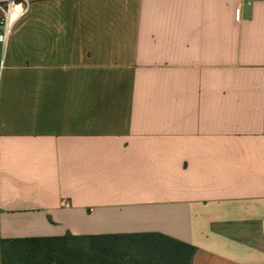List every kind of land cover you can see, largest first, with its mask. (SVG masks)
<instances>
[{
  "label": "crops",
  "instance_id": "1",
  "mask_svg": "<svg viewBox=\"0 0 264 264\" xmlns=\"http://www.w3.org/2000/svg\"><path fill=\"white\" fill-rule=\"evenodd\" d=\"M30 2L0 237L160 232L191 264H264V0Z\"/></svg>",
  "mask_w": 264,
  "mask_h": 264
},
{
  "label": "trees",
  "instance_id": "2",
  "mask_svg": "<svg viewBox=\"0 0 264 264\" xmlns=\"http://www.w3.org/2000/svg\"><path fill=\"white\" fill-rule=\"evenodd\" d=\"M194 252L160 232L0 237L1 264H191Z\"/></svg>",
  "mask_w": 264,
  "mask_h": 264
},
{
  "label": "built area",
  "instance_id": "3",
  "mask_svg": "<svg viewBox=\"0 0 264 264\" xmlns=\"http://www.w3.org/2000/svg\"><path fill=\"white\" fill-rule=\"evenodd\" d=\"M30 8V0H0V89L10 38L17 23L28 16Z\"/></svg>",
  "mask_w": 264,
  "mask_h": 264
}]
</instances>
